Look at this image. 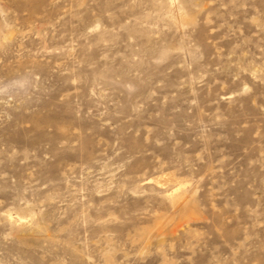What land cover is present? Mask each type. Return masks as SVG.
<instances>
[{
  "label": "rangeland",
  "instance_id": "rangeland-1",
  "mask_svg": "<svg viewBox=\"0 0 264 264\" xmlns=\"http://www.w3.org/2000/svg\"><path fill=\"white\" fill-rule=\"evenodd\" d=\"M0 264H264V0H0Z\"/></svg>",
  "mask_w": 264,
  "mask_h": 264
}]
</instances>
